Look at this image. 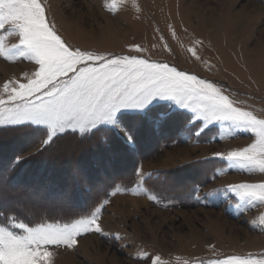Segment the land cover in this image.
Here are the masks:
<instances>
[{
    "label": "rangeland",
    "instance_id": "1",
    "mask_svg": "<svg viewBox=\"0 0 264 264\" xmlns=\"http://www.w3.org/2000/svg\"><path fill=\"white\" fill-rule=\"evenodd\" d=\"M42 2L74 47L166 61L216 82L238 106L264 118V0H138L140 13L129 7L115 15L101 7L106 0ZM193 39L202 41L200 60L185 50ZM17 42L15 35L5 41L9 47ZM33 70L29 62L0 58V93L6 81L26 82L24 73ZM160 111L192 115L174 105L157 107L136 149L125 154L116 144L111 164L104 147H97L98 137L82 147V137L69 131L48 151L10 167L15 154L35 152L31 143L39 137L21 126L0 125V191L23 202L16 207L25 222L33 219L28 207L37 221L63 224L108 201L101 216L104 235H84L75 249L50 248L53 264H144V254L159 255L162 264H209L228 256L264 260V205L207 195L229 184L264 182V173L215 156L246 147L255 134L225 122L197 137L182 127L183 116L165 124ZM78 167L90 172L92 182L84 189L72 181ZM33 190L39 195L30 197ZM61 191L67 195L59 200Z\"/></svg>",
    "mask_w": 264,
    "mask_h": 264
},
{
    "label": "snow or ice",
    "instance_id": "2",
    "mask_svg": "<svg viewBox=\"0 0 264 264\" xmlns=\"http://www.w3.org/2000/svg\"><path fill=\"white\" fill-rule=\"evenodd\" d=\"M101 7L113 15L129 7L136 13L142 11L138 0H106ZM172 34L175 36L174 30ZM11 35L18 37V42L9 47L5 41ZM200 46L202 41L193 39L185 50L200 60ZM165 47L172 51L167 44ZM131 50L144 51L139 45H132ZM0 58L12 63L23 60L34 69L30 75L24 73L26 82L6 81L0 93V125L21 126L18 130L39 137L31 143L35 152L15 154L10 167L48 151L69 131L82 138L100 133L97 147H104L111 164L114 146L121 143L125 154L134 151L144 125L152 121L157 107L163 109L167 104L190 110L192 115L160 111L158 120L171 124L176 116H183L186 123L182 127L197 137L225 122L250 129L256 136L251 144L215 156L232 162V167L264 173V118L238 106L216 82L166 61L74 47L48 19L42 0H0ZM72 181L84 189L92 182L90 172L78 167ZM38 195L36 190L29 193L30 197ZM65 195L61 191L57 197L62 200ZM207 195L264 205V182L229 184ZM12 196L0 191V264H53L50 248L75 249L84 235H104L101 216L107 200L93 203L86 214L61 224L43 218L37 221L31 207L27 210L33 219L25 222L27 217L22 219L16 207L23 202ZM143 259L144 264H162L159 255L144 254ZM209 264H264V260L228 256Z\"/></svg>",
    "mask_w": 264,
    "mask_h": 264
},
{
    "label": "trees",
    "instance_id": "3",
    "mask_svg": "<svg viewBox=\"0 0 264 264\" xmlns=\"http://www.w3.org/2000/svg\"><path fill=\"white\" fill-rule=\"evenodd\" d=\"M95 137H98V138H99V134L97 133V135H96ZM92 138H94V137L89 138V137L85 136V137H83V138H80V139H81L80 141L83 142V143L81 142V143H82V147L85 146L87 142H89V141H93ZM96 142H97V141H96ZM86 147H87V146H86ZM87 153H89L88 150H87Z\"/></svg>",
    "mask_w": 264,
    "mask_h": 264
}]
</instances>
